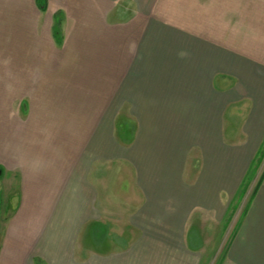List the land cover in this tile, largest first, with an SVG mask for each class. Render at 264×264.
Here are the masks:
<instances>
[{
  "label": "crops",
  "instance_id": "crops-1",
  "mask_svg": "<svg viewBox=\"0 0 264 264\" xmlns=\"http://www.w3.org/2000/svg\"><path fill=\"white\" fill-rule=\"evenodd\" d=\"M232 116L255 154L264 0H0V264H200L173 166ZM259 184L219 264H264Z\"/></svg>",
  "mask_w": 264,
  "mask_h": 264
},
{
  "label": "rangeland",
  "instance_id": "rangeland-1",
  "mask_svg": "<svg viewBox=\"0 0 264 264\" xmlns=\"http://www.w3.org/2000/svg\"><path fill=\"white\" fill-rule=\"evenodd\" d=\"M228 119L223 118L220 135L217 133L210 136V134L203 133L201 139L197 141V134L190 133V136L192 134L195 139L189 142L192 147L189 164L173 166L174 170L179 171V178L183 179L178 182L179 185L189 191L192 190V195L198 194L203 197V193L198 188H206L209 191L215 189L213 190L215 192H212L214 196L210 201L207 197L210 192L204 193L206 196L202 199L206 211L197 214L194 220L199 227V233H204L205 236L204 245L199 247L202 258L200 264H219L224 258L229 241L251 203L252 194L264 176V136L259 149L254 154V147L260 141L258 133L247 130V126L244 124L246 117L242 118V122L238 116ZM217 135L221 138L220 143L217 140L219 138ZM213 136L216 144L210 143V137L213 138ZM211 152H213L212 155ZM250 158L251 162L247 164ZM204 161L206 163L201 164ZM125 172H127L125 187H129L128 168ZM4 184L3 190L8 195L5 198V206H11L16 199L15 196L11 197L10 195L16 191L17 178L6 179ZM236 184H238L237 190L231 197L230 191L227 192L226 189L233 190ZM122 187H124V183ZM197 197L201 199V197ZM198 198L191 197V201L194 199L197 201ZM210 202H213L214 206L210 205ZM210 206L213 207L210 208ZM192 207L193 205L190 207L191 217L193 216ZM4 220H6L5 212L0 214V221ZM202 235L200 241L203 238ZM214 251L216 254L213 257Z\"/></svg>",
  "mask_w": 264,
  "mask_h": 264
},
{
  "label": "trees",
  "instance_id": "trees-1",
  "mask_svg": "<svg viewBox=\"0 0 264 264\" xmlns=\"http://www.w3.org/2000/svg\"><path fill=\"white\" fill-rule=\"evenodd\" d=\"M35 2L37 3V5L39 6L40 9H44L45 5H46V0H35ZM58 24V21L57 23ZM59 31V28L55 26V33L57 34Z\"/></svg>",
  "mask_w": 264,
  "mask_h": 264
}]
</instances>
